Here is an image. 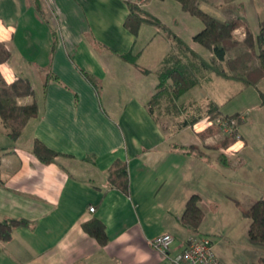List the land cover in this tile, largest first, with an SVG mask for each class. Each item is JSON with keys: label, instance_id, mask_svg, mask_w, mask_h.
I'll list each match as a JSON object with an SVG mask.
<instances>
[{"label": "crops", "instance_id": "crops-1", "mask_svg": "<svg viewBox=\"0 0 264 264\" xmlns=\"http://www.w3.org/2000/svg\"><path fill=\"white\" fill-rule=\"evenodd\" d=\"M128 1L0 0V43L11 53L0 66L1 75L8 85L28 79L35 94L19 103L38 104V115L17 139L8 135L0 118V222L12 218L32 224L17 228L10 242L0 241V264H173L189 238L200 236L210 208L203 192L209 188L206 169L235 167L233 159L222 166L220 152L198 158L181 149L203 143L198 135H182L192 130L191 125L183 126L187 121L172 134L162 129L150 102L170 55L141 64L151 45H139L148 24L137 36L126 27ZM170 1L138 4L163 24L156 8L175 7ZM176 3L180 14L175 27L187 28L190 42L185 43L199 54L201 45L194 41L199 26L187 25L198 18ZM153 27L162 36V29ZM235 32L242 35L240 40L246 36L245 28ZM127 54L136 57L138 66L123 59ZM207 57L215 60L211 52ZM49 73L58 81L50 78L45 87ZM193 104L185 105L193 109ZM36 142L60 155L43 163L33 153ZM117 160L128 165V195L108 183ZM195 195L203 211L198 233L183 220L187 202ZM95 219L105 225V245L83 229ZM247 220L245 240L252 246ZM164 233L174 238L166 254L153 245Z\"/></svg>", "mask_w": 264, "mask_h": 264}, {"label": "rangeland", "instance_id": "rangeland-1", "mask_svg": "<svg viewBox=\"0 0 264 264\" xmlns=\"http://www.w3.org/2000/svg\"><path fill=\"white\" fill-rule=\"evenodd\" d=\"M170 2L175 7L168 10L157 7L156 11L164 26L180 33L179 36L189 43L190 32L187 28L179 30L175 27L180 14L179 5L174 1ZM201 9L220 21L240 17L248 23L253 34L258 33L260 23L264 21L262 0H202ZM193 20L192 25L187 24L188 27H194V23H197L199 26L197 31L200 32L204 25L199 19ZM161 35L156 33L153 26L148 25L139 45L145 43L151 45L148 50H144L148 54L140 60L141 64L145 65L147 60H152V63L154 57L176 55L181 58L187 71L198 80L197 87L178 98L173 96L172 81L168 80L161 97L151 104L164 132L172 134L184 120L189 122L193 117L205 116V121L203 119L196 123L197 125H192V130L190 128L184 130L183 136L196 138V135L205 132L207 119L214 123L219 118L235 119L238 123L236 127L238 130H235V133H227L228 135L223 133L220 127L212 126L215 133L207 134L205 139L201 138L203 143L198 146L199 150L211 156L220 152L218 154H224L228 160L233 159L235 163V167L230 169L223 167L206 169L204 181L209 188H205L203 192L210 208L205 210V221L199 235L215 240L216 250L223 254L225 264H262L260 261L264 257V248L252 247L246 242L245 228L249 220L243 217L241 211L242 208L248 209L254 202L264 197V106L260 95V91L264 92V80L258 87H245L241 82L219 78L213 72L204 70L191 54L186 53L176 42L169 40L163 32ZM234 35L238 38L241 34L235 32ZM197 52L204 58H208L210 53L201 46ZM136 55L139 54L136 52ZM190 102H195L194 106H191L193 109L185 105ZM216 106L221 110V114L209 116V110ZM236 114L239 115L232 117ZM241 122L243 123L239 125ZM236 134L241 136L242 143L230 149L238 140ZM225 138L235 141L227 148L222 147L218 152L210 149V145H221V140ZM245 141L248 142L247 148ZM236 201L241 207L237 206Z\"/></svg>", "mask_w": 264, "mask_h": 264}, {"label": "trees", "instance_id": "trees-1", "mask_svg": "<svg viewBox=\"0 0 264 264\" xmlns=\"http://www.w3.org/2000/svg\"><path fill=\"white\" fill-rule=\"evenodd\" d=\"M141 1L129 0L127 2L129 15L126 20V27L135 36L138 35L140 28L144 24L158 27L162 29L170 40L176 42L186 53L191 54L204 70L211 71L222 79L241 82L245 87H258L259 83L264 80V21L260 23L258 33L253 34L248 27V23L240 17H235L228 21H220L203 12L201 9L202 0H174L180 4L184 12L198 18L204 25V29L194 36V41L213 54L215 60L207 61L201 55L195 53L182 38L164 26L157 17L141 8L138 4ZM241 28H245L246 31V36L243 40L234 35L235 31ZM234 52H237V54L232 57L231 54ZM10 58L11 53L0 43V66L8 62ZM123 59L138 66L136 57L132 56V54L124 55ZM164 64L166 68L160 74V84L150 104L161 97L166 89L165 84L168 80L172 81L173 96L175 98L182 96L198 84V80L187 71L182 61L175 55L166 58ZM143 72L148 73L146 70H143ZM50 78L58 81L54 74L49 73L45 87ZM92 81L96 84L94 80ZM34 94L33 86L28 79L19 78L11 85H8L0 72V118L6 124L8 135L13 139L19 138L27 123L38 115V104L36 101L26 105L19 103L20 99L34 96ZM260 95L264 106V92L260 91ZM219 113V109L213 107L209 110L208 115L214 116ZM238 115H232V117ZM199 121L200 119L196 118L190 122H185L183 126H194ZM212 128L208 127L205 132L199 134V137L205 139L207 134L215 133ZM234 141L225 138L221 140L222 146L218 144L217 146L210 145L209 147L218 152L222 147H229ZM181 149L198 158H207V153L201 149L200 151L198 146H189ZM33 153L45 164L54 162L60 155L41 142L35 143ZM218 161L222 166L231 164L224 154L218 155ZM108 183L112 188L119 190L123 194H129V173L126 162L117 160L114 163L108 177ZM200 201L199 196H193L187 202L183 214L185 225L193 233H198L203 221V211L199 206ZM236 204L241 207L238 201H236ZM241 212L244 218L251 220L248 232L249 243L254 247L264 248V197L254 202L248 209L242 208ZM31 226L32 224L25 219L5 218L0 222V241L8 243L13 239L14 231L17 228ZM83 229L101 245L107 243L106 228L102 221L95 219L84 224ZM261 262L264 264L263 258Z\"/></svg>", "mask_w": 264, "mask_h": 264}, {"label": "built area", "instance_id": "built-area-1", "mask_svg": "<svg viewBox=\"0 0 264 264\" xmlns=\"http://www.w3.org/2000/svg\"><path fill=\"white\" fill-rule=\"evenodd\" d=\"M237 124L235 119L219 118L215 123L207 119L206 128L204 129L216 125L218 128H221L223 133L228 135L227 133H235V130H238L236 128L238 127ZM237 137L238 140L230 149L242 143L241 136L237 135ZM94 210L95 208L92 207L91 211ZM173 242V236L169 233H164L154 240L153 245L159 252L166 254L170 250ZM173 264H222V262L218 258L214 243L210 238L192 236L187 241L186 247L174 258Z\"/></svg>", "mask_w": 264, "mask_h": 264}]
</instances>
